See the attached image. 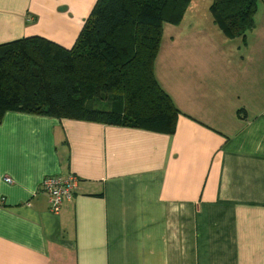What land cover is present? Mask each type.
<instances>
[{
    "label": "crops",
    "instance_id": "crops-1",
    "mask_svg": "<svg viewBox=\"0 0 264 264\" xmlns=\"http://www.w3.org/2000/svg\"><path fill=\"white\" fill-rule=\"evenodd\" d=\"M96 1L0 0V43L69 48ZM256 18L246 40L164 33L154 66L181 111L172 134L8 111L0 264H264V0ZM51 175L78 178L59 212Z\"/></svg>",
    "mask_w": 264,
    "mask_h": 264
},
{
    "label": "trees",
    "instance_id": "trees-1",
    "mask_svg": "<svg viewBox=\"0 0 264 264\" xmlns=\"http://www.w3.org/2000/svg\"><path fill=\"white\" fill-rule=\"evenodd\" d=\"M259 1L213 0L210 11L227 38L246 40ZM190 2L97 0L69 48L40 35L0 43V122L18 111L174 133L181 111L154 65L165 22L180 23Z\"/></svg>",
    "mask_w": 264,
    "mask_h": 264
},
{
    "label": "rangeland",
    "instance_id": "rangeland-1",
    "mask_svg": "<svg viewBox=\"0 0 264 264\" xmlns=\"http://www.w3.org/2000/svg\"><path fill=\"white\" fill-rule=\"evenodd\" d=\"M212 3L213 0H191L182 21L180 23L165 22L163 26L162 35H164V33L166 32H178V34H182L190 31L194 32L195 30L197 31L201 30L202 32L203 31L208 32L209 35L214 36V39L218 44H220V42L226 43L227 42L226 40L228 38L223 34L221 29L214 22L213 16L211 14L210 6ZM256 20L258 19L256 18ZM250 33H248L247 35H250ZM162 40L164 41L163 36H162ZM162 40H161V45H163ZM165 43L167 45H170L169 41H165ZM161 45L160 48H162ZM155 71L156 70L154 66V72ZM103 105L107 107L109 106L114 107L106 103H104ZM120 108L121 106H118V109Z\"/></svg>",
    "mask_w": 264,
    "mask_h": 264
},
{
    "label": "built area",
    "instance_id": "built-area-1",
    "mask_svg": "<svg viewBox=\"0 0 264 264\" xmlns=\"http://www.w3.org/2000/svg\"><path fill=\"white\" fill-rule=\"evenodd\" d=\"M77 183L78 178L73 175L68 177L51 175L43 179L42 188L49 196L52 211L59 212L65 202L73 200L78 187Z\"/></svg>",
    "mask_w": 264,
    "mask_h": 264
}]
</instances>
